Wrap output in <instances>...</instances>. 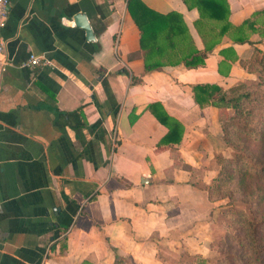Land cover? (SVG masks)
<instances>
[{
	"label": "crops",
	"instance_id": "1",
	"mask_svg": "<svg viewBox=\"0 0 264 264\" xmlns=\"http://www.w3.org/2000/svg\"><path fill=\"white\" fill-rule=\"evenodd\" d=\"M142 1L181 14L204 47L209 27L196 29L195 7ZM227 3L232 24L264 8ZM0 33V264H165L180 249L206 257L220 204L207 186L227 148L217 108L197 104L191 86L249 78L242 62L252 44L223 34L202 66L144 73L127 0H9ZM30 53L52 64L21 65ZM152 102L182 123L179 142H161L167 128L144 108Z\"/></svg>",
	"mask_w": 264,
	"mask_h": 264
},
{
	"label": "trees",
	"instance_id": "2",
	"mask_svg": "<svg viewBox=\"0 0 264 264\" xmlns=\"http://www.w3.org/2000/svg\"><path fill=\"white\" fill-rule=\"evenodd\" d=\"M182 1L188 8L197 9L199 18L195 27L199 32L198 21H206L209 27V37L202 38L204 47L201 49L194 46L178 12L163 14L149 8L142 0H127L128 13L139 30L144 73L179 64L187 68L202 66L206 54L219 43L223 34L234 43L252 44V52L242 65L247 72L258 75V82L239 81L228 88L215 83H196L191 87L197 104L217 108L223 142L235 151L231 158L219 156L216 174L207 186L208 197L211 200L227 198L228 203L238 199L246 204L247 214L240 210L232 212L237 216L239 232L235 239L241 248L232 254L238 258V264H264V48L259 46L264 45V8L254 11L241 23L232 24L228 20L227 0ZM255 32L260 39L251 41L250 34ZM125 72L131 75L128 70ZM219 72H222V62ZM144 108L166 126L161 142H179L183 132L179 120L170 116L158 102L146 103Z\"/></svg>",
	"mask_w": 264,
	"mask_h": 264
},
{
	"label": "rangeland",
	"instance_id": "3",
	"mask_svg": "<svg viewBox=\"0 0 264 264\" xmlns=\"http://www.w3.org/2000/svg\"><path fill=\"white\" fill-rule=\"evenodd\" d=\"M249 78L243 82H258L259 77L256 73L250 72ZM231 112V111H230ZM237 133H240L237 131ZM235 135V134H234ZM243 135V133H242ZM241 135V136H242ZM246 140L249 139L245 137ZM226 154H218L215 158L219 166V156L223 158H231L234 154L233 147L225 145ZM229 149V150H228ZM227 198L217 201L220 203L215 207L213 214L211 244L206 257H200L185 252L184 250L173 251L163 257L165 264H238L239 260L232 253L238 252L241 248L236 243V234L239 232L237 216L232 214L233 210H240L248 213L245 203L238 199H234L230 203Z\"/></svg>",
	"mask_w": 264,
	"mask_h": 264
},
{
	"label": "built area",
	"instance_id": "4",
	"mask_svg": "<svg viewBox=\"0 0 264 264\" xmlns=\"http://www.w3.org/2000/svg\"><path fill=\"white\" fill-rule=\"evenodd\" d=\"M8 8H9V0H0V31L7 19ZM3 52H4V39L2 38L0 33V84H1L2 75L6 69V64H7L3 58ZM51 64H52L51 61L46 57L34 53H30L28 55V58L21 65L32 67V66L51 65Z\"/></svg>",
	"mask_w": 264,
	"mask_h": 264
},
{
	"label": "water",
	"instance_id": "5",
	"mask_svg": "<svg viewBox=\"0 0 264 264\" xmlns=\"http://www.w3.org/2000/svg\"><path fill=\"white\" fill-rule=\"evenodd\" d=\"M73 19L76 25L82 27L85 30L87 39L92 40L93 34L85 13L77 12L73 16Z\"/></svg>",
	"mask_w": 264,
	"mask_h": 264
}]
</instances>
